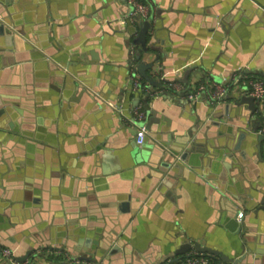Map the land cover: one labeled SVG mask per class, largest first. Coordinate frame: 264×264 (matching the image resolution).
<instances>
[{
  "label": "crops",
  "instance_id": "1",
  "mask_svg": "<svg viewBox=\"0 0 264 264\" xmlns=\"http://www.w3.org/2000/svg\"><path fill=\"white\" fill-rule=\"evenodd\" d=\"M140 1L152 14L148 42L156 48L151 59L158 56L154 70L160 68L182 87L225 85L226 95L216 107L226 120L222 128L229 127L225 105L235 94L232 72L243 68L264 77V0ZM129 10L124 0H0V12L17 32L38 41L74 74H83L97 95L94 100L66 90V78L19 33H0V108H9L0 124L7 120L3 132L15 138L5 151L13 159L5 175L8 186L0 184V247L11 248L15 256L44 246L83 255L86 239L93 249L97 240L116 233L129 254L109 264H154L185 242L238 258L245 252L246 234L253 236L249 247L264 252V211L246 209L253 202L250 187L264 189V141L247 135L239 174L228 161L212 166L203 161L205 155L191 153L187 162L179 161L183 171L172 181L173 198L163 195L169 186L157 190L151 169L140 161L151 137L135 142L129 117L134 102L144 111L147 106L156 119L152 132L170 146L198 123L196 132L203 128L220 141L226 134H217V126L205 127L213 109L205 91L187 108L167 83L153 95L129 91L123 22ZM129 78L146 83L137 73ZM247 119L241 124L236 116L235 126L257 122L251 115ZM200 158L202 174L215 185L195 174ZM222 199L241 208L247 231L224 210ZM69 234L75 236L74 244L69 240L72 248L65 246ZM252 256L258 260L238 264H264V253ZM208 258V264L220 261ZM52 262L61 259L53 253L37 264Z\"/></svg>",
  "mask_w": 264,
  "mask_h": 264
},
{
  "label": "water",
  "instance_id": "2",
  "mask_svg": "<svg viewBox=\"0 0 264 264\" xmlns=\"http://www.w3.org/2000/svg\"><path fill=\"white\" fill-rule=\"evenodd\" d=\"M151 21L152 14H150L145 19H142L140 16H135L132 18V20L129 17L124 18V28L126 29V36L129 39V58L126 67L128 72L127 79L129 91H131L132 89L133 81L132 78H129V75L134 77L137 73L149 85L150 93H147V95H151L155 92L157 83L159 82L152 76L155 64L156 62H158V56L154 55L152 59L150 56V53L152 51H156L154 45L148 42L149 33L151 32ZM17 31L18 30L16 29V24L8 20L4 16V14L0 12V33L7 32L6 37H8L9 33L12 34L16 33ZM19 35H21L24 41H26L33 50H36L38 51V53H40L42 59L46 60L49 64L52 63L54 67L53 69L57 72L59 71V75H61L63 78H66V90H76L78 93L77 96H81L83 93H85L90 98L95 100L97 95L94 94L91 85L87 80H85L83 74H74L65 62L57 61L49 56L47 51L41 44H39L38 41L28 39L22 36L21 33H19ZM132 47H134L133 52H131ZM251 73L260 74L259 72L256 73L255 71ZM67 76L70 77V79H68ZM197 77H200V75H197ZM188 89L189 88L187 87L177 92L179 93V96H182V101L179 102V104L185 106V108L188 107L187 105H189V102L191 103L194 101L193 98H189L187 96L189 93ZM163 94L165 93H160V95ZM228 98L229 97H226V99ZM135 106L136 103L134 102L130 109L129 117H131L132 109ZM144 109L146 115L148 116L145 122V126L147 128V134L151 137V139L146 142V145L144 144L142 146L144 148L142 149L143 157L140 161L144 163L143 165L151 169L149 176L153 177L156 180L155 187L157 188V190L163 191L162 189L166 186L172 188L171 190H165L163 192V195L167 196L168 198L170 196L172 198L174 197L173 192L175 191V182L172 181L182 177L183 167L179 161L187 162L191 153H198L201 156L205 155L203 161L212 166L214 164L221 163V161L223 160L228 161L234 167V171L239 174L243 169V158H245L246 156V150L245 148H243V146L247 142V135L256 137L259 142L264 141V135L257 132L258 128L261 125L263 113L254 102L253 96L248 94L247 89L242 86H238L235 88V94L233 95L232 99L229 100L225 105V114L229 116V118L227 117V119L232 122V124L230 123L229 127H225L224 129L222 128V125L226 123V120H223V118H221V109L217 108L216 105H214L211 112L208 113L205 127L217 126V134H226V136H224L223 140L221 141L219 139H215L214 137L207 136L206 133L203 132V128L200 129L199 132H196L199 128L198 123L196 124L195 128H192V130L185 132V134L183 135L184 138L179 141L180 143L178 145L170 146L169 143L166 142L167 139L162 138V136H159L158 134L152 132L151 125L156 122V119L152 118V116L149 114L147 106ZM6 110H9V108H0V117L5 114ZM247 115H251L253 118L257 119V122L254 121L252 125L250 127L248 126L247 128L242 126H235L236 123L234 119L236 116L239 123L248 124L249 119H247ZM6 123L7 120L4 125L0 124V167H2L0 168V184L3 187L8 186L5 175H7L8 171L12 168L13 161V159L10 157V153L6 154L5 151L7 148H13L10 147L9 141H11V139H15L13 138V136H11L12 134H9L10 132H3V130L6 131L8 129ZM180 152L181 154L179 155ZM203 161L200 158L199 167L195 166V168L198 169L195 174L212 182V177H206L202 174ZM212 183L215 185V182ZM250 188L251 191L248 198L249 201L253 200V202L246 208L247 211H255V213L258 210L264 211V189L260 185H252ZM222 200L224 210L231 214L232 218L235 221L241 222L243 224L245 216L241 208L227 199ZM114 219V222L117 223L116 217H114ZM244 228L246 231L248 230L246 226H244ZM60 235L64 237L66 234L59 233V236ZM39 238L42 239L40 236ZM73 238H75V236L73 234H69L67 238L68 240H66L65 242L66 247H73V245H71V243L69 242V240H71L74 244L75 240ZM243 238L247 244L245 243L244 245H242V247L245 248L246 245V249L245 252L238 258H230L218 250L201 246L199 242H194L193 244L191 242H185L183 244H180L172 252L161 256V258L154 264H179L180 260H182L191 249L199 253H206V255L211 259L219 257L220 261L218 264H238L243 260L248 262V260H250L251 258L253 259V261L258 260V257L252 256V253L261 254L264 252H260L255 248L249 247L248 244L250 242H253V236L245 234ZM78 244L81 243L78 242ZM95 245V248L92 249L89 244V239H86L85 246L82 247L84 254L80 255L79 252L73 250L72 256H70L63 247L49 248L44 246L39 248H30L23 255L15 256V261L18 264H37V261L39 259H49L50 256L55 253L61 259L60 264H109L116 257L120 258L129 254L128 249L124 247L123 242L118 238L116 233L106 235V237H102L100 240H97V243ZM142 257L144 256L142 255ZM259 261L263 263V258ZM55 263L52 262L50 264Z\"/></svg>",
  "mask_w": 264,
  "mask_h": 264
},
{
  "label": "built area",
  "instance_id": "3",
  "mask_svg": "<svg viewBox=\"0 0 264 264\" xmlns=\"http://www.w3.org/2000/svg\"><path fill=\"white\" fill-rule=\"evenodd\" d=\"M124 2L130 7V10L126 17H129L131 20L135 16H140L142 19L148 17V11L150 8L149 4H146L140 0H124ZM124 22V21H123ZM133 52V49H131ZM166 72L160 70V68H156L152 76L157 81L166 82L167 86L173 88L176 91H181L187 87H182L180 83L175 80H167ZM132 90L140 93L146 92L150 93L148 83H142L138 79L132 78ZM230 85L234 88L238 86L245 87L248 91V94L253 96L254 102L261 109L263 113V117L261 119V125L258 128L257 132L264 135V80L258 77H252L245 73L243 68L235 69L231 74ZM189 88V87H188ZM158 89L155 90L153 94H157ZM188 97L197 100L201 92L205 91L207 96V102L210 106H214L219 103L226 95L227 89L223 84H199L198 86L189 88ZM110 106L114 107V104L111 102H107ZM147 119V115L143 109L139 106H135L132 109L130 122L134 125L135 131V142L138 145L143 144L146 136H147V128L145 126V122ZM0 263L1 264H18L15 261L14 251L9 247H0ZM209 258L203 253H199L197 251L188 252L186 256L180 260L179 264H208Z\"/></svg>",
  "mask_w": 264,
  "mask_h": 264
},
{
  "label": "trees",
  "instance_id": "4",
  "mask_svg": "<svg viewBox=\"0 0 264 264\" xmlns=\"http://www.w3.org/2000/svg\"><path fill=\"white\" fill-rule=\"evenodd\" d=\"M245 73L248 74V75H251L252 77H258V78H261V79L264 80V77H262V76H260V75H257V74H254V73H251V72H248V71H245ZM165 83H166V82L159 81V82L157 83L156 89H158V88H162V86H164Z\"/></svg>",
  "mask_w": 264,
  "mask_h": 264
}]
</instances>
